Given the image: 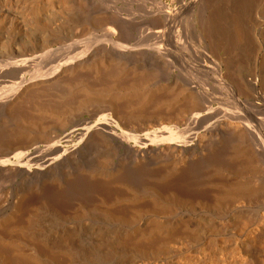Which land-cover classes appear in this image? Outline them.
<instances>
[{
	"label": "bare ground",
	"instance_id": "bare-ground-1",
	"mask_svg": "<svg viewBox=\"0 0 264 264\" xmlns=\"http://www.w3.org/2000/svg\"><path fill=\"white\" fill-rule=\"evenodd\" d=\"M261 20L264 0H0V264H264Z\"/></svg>",
	"mask_w": 264,
	"mask_h": 264
},
{
	"label": "rangeland",
	"instance_id": "rangeland-1",
	"mask_svg": "<svg viewBox=\"0 0 264 264\" xmlns=\"http://www.w3.org/2000/svg\"><path fill=\"white\" fill-rule=\"evenodd\" d=\"M261 23L260 24H258L259 25V27H260V29L261 28H263L264 27V21H260ZM263 22V23H262ZM264 29V28H263ZM264 38V37H263ZM184 54H186L187 52L186 51H184L183 52ZM179 57V60H180V58H181V60L179 61V69H181L182 70V74H183V76L185 75V76H188V74H190V73H192V74H194V73H198V71L196 72V70H200L201 68H202V66H198V65H196V66H198L200 69H197V67L196 66H194L196 63H195V61L197 60V59H194V57H192V58H189V55L187 56V55H184V56H178ZM185 57H188V58H185ZM183 58H184V60H183ZM169 62H173V61H169ZM173 63H175V62H173ZM178 64V63H177ZM175 65H176V63H175ZM172 66H174V64H172ZM177 66V65H176ZM189 66H191L190 68H192V70H191V72H190V68H189ZM188 67V68H187ZM188 69V71H187V69ZM194 68V69H193ZM194 71V72H193ZM175 73L177 74V71H175ZM104 77V76H103ZM103 77H101V80L105 83V81L103 80ZM177 78H178V80H182V78H181V75H178L177 74V76H176ZM103 82H101V81H99V83L100 84H102ZM31 96V98H33V96H32V94L30 95ZM261 95H257V94H254L253 95V99H255V101H256V104L257 103H259L260 102V100L258 99L259 97H260ZM258 97V98H257ZM253 99H251V98H249L248 100L251 102H249L250 104H254V102H252V100ZM33 100V99H32ZM43 100H44V102H43ZM27 102V101H26ZM41 102V103H40ZM39 102V104L41 105L42 104V106H46V105H49L48 107H57L58 105H57V103L56 104H54L53 103V105H51L52 104V102L50 103V100H48V99H42V101H40ZM28 103H26V105H27ZM51 105V106H50ZM56 105V106H55ZM20 109H21V111H20ZM19 109V112H23V111H25L24 113H19L20 115L18 116L19 117V120L20 121H22V122H24L25 120H27V122L29 121H39V122H43V121H45V117L44 116H39V118H38V116L37 117H35L36 116V114H34V120H33V118L31 117L33 114V112H31L30 110H28L27 108L25 109V107H23V108H20ZM25 109V110H24ZM23 110V111H22ZM27 112H28V114L30 115V113L32 114L31 116H29L28 114H27ZM25 113H26V115H25ZM28 115V116H27ZM21 116H24V117H22V118H20ZM26 116V117H25ZM31 119H29V118ZM41 117L43 118V119H41ZM89 118V116L87 115V114H84V115H82L81 117H80V119H83V118H85V119H88ZM0 118H1V116H0ZM24 118H26V119H24ZM40 119V120H38V119ZM29 119V120H28ZM24 120V121H23ZM43 120V121H42ZM94 120V119H93ZM96 120V119H95ZM36 121V122H37ZM26 122V121H25ZM73 129H74V127H73ZM75 131H77V132H80L81 130H82V127H80V126H76V128L74 129ZM2 181H4V182H2ZM13 186V185H12ZM1 188H3L2 190H5V189H9L8 190V194L9 195H1L0 197H3V196H5V197H3V198H1V200H0V202H4L5 200L8 202V203H11V202H13V196H14V193H15V191H12L11 193H10V190H11V183L8 181V180H0V189ZM7 190H5V191H7ZM13 195V196H12ZM9 197V198H8ZM10 201V202H9Z\"/></svg>",
	"mask_w": 264,
	"mask_h": 264
}]
</instances>
